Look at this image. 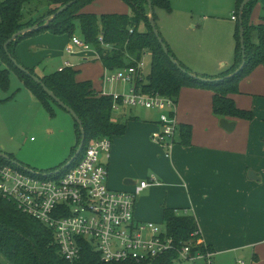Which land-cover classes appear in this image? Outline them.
Returning <instances> with one entry per match:
<instances>
[{
  "label": "trees",
  "instance_id": "obj_1",
  "mask_svg": "<svg viewBox=\"0 0 264 264\" xmlns=\"http://www.w3.org/2000/svg\"><path fill=\"white\" fill-rule=\"evenodd\" d=\"M73 0H4L0 2V90L9 88V72L12 71L34 97L45 107L48 102L56 104L30 76L20 71L12 62L15 60L25 68L30 75L37 77L53 95L70 110L81 122L84 134L82 151L95 139L119 137L125 133V125L112 120L113 101L108 95H103L93 87L89 80L77 79L78 70L63 67L53 73L38 76L33 68L22 65L15 54L16 46L26 38L48 32L53 36L66 35L71 38L79 31L81 40L92 46L96 53L94 61L110 72L134 69L146 55L151 58L150 73L147 80L135 76L136 89L148 94H159L172 99L177 105L179 93L184 87L208 90L212 94L211 109L218 119L242 120L251 122L252 111L244 110L235 104L232 96L239 93V83L255 68L264 64V26H253L250 18L258 0L249 1L242 13V28L244 30L245 66L240 67L242 56L240 47L239 8L244 0H234V13L237 15L236 29L233 36L235 47L232 64L217 76L195 75L206 81L191 78L189 71L172 53L169 46L168 55L164 53L157 42L148 19V1L153 9L171 12L169 0H120L131 8V14H101L99 16L84 12V8L96 0H77L61 14L57 15L47 26H44L58 9ZM32 3H45V12L35 19L24 20L23 10ZM38 26L32 32L19 35L9 43L7 50L4 44L17 32ZM157 27V25H156ZM256 36V44L252 37ZM173 57L183 72L170 61ZM4 65V68L1 66ZM57 105V104H56ZM51 111V110H50ZM76 146L72 149L70 159L75 155L82 135L79 125L74 121ZM179 143L188 146L191 139V127L179 125ZM10 160L17 162L12 155ZM69 159V160H70ZM68 160V161H69ZM0 161H5L0 159ZM68 161L50 171L59 170ZM6 162V161H5ZM19 163V162H17ZM21 164V163H19ZM24 166L23 164H21ZM50 171H46L50 172ZM44 172V171H41ZM162 225L165 234L171 238L175 249L184 245L191 246V253L212 249L205 246L199 233L194 216L185 211L163 208ZM177 258L175 251L160 256L156 264H173ZM0 264H69L61 258L55 244L54 234L44 224L22 213L16 206L0 198ZM81 264H103L99 255L86 248ZM111 264H135L120 262Z\"/></svg>",
  "mask_w": 264,
  "mask_h": 264
},
{
  "label": "crops",
  "instance_id": "obj_2",
  "mask_svg": "<svg viewBox=\"0 0 264 264\" xmlns=\"http://www.w3.org/2000/svg\"><path fill=\"white\" fill-rule=\"evenodd\" d=\"M232 11L233 14L234 0ZM260 11L261 4L257 3L250 18L253 26H264V17L259 16ZM202 19L205 23L209 18ZM230 20L236 23L231 17ZM193 28L196 26H192ZM172 29L181 32L174 22L171 32L162 31L165 37L161 33L160 36L176 56ZM219 43L221 48L202 60L209 65L206 69L208 73H196L197 75L214 77L232 64L235 47L233 36L220 39ZM34 45L33 41L25 40L15 48L21 64L29 68H37L38 64V55L32 54L36 48ZM204 95L196 90L190 91V98L197 103V110L211 113L209 97L212 98V94L210 92L205 105V98H202ZM232 99L237 107L252 111L253 120H228L235 122L232 133H226L218 125L219 130H216L215 137H210L205 132L198 131L193 123L177 115L178 97L177 122L179 125L191 127L188 146L179 143V126L169 149L151 141V133L160 129L156 111L154 113L157 118L148 122L149 124L143 123L139 117H124L121 124L125 125V133L114 137L116 142L111 166L113 185L132 191L133 185H123L124 180H131L135 184L136 178L151 172V185L136 200L140 201L141 197L153 210L151 214L154 218V210L158 214V208L161 220L163 208L192 214L202 242L212 249V263L227 259L237 260L250 251V264H264V64L255 68L239 83V93L233 95ZM212 123L217 124V120L215 122V118H212ZM239 127L240 131L237 132ZM107 169L109 173L108 165ZM250 171L255 172L260 180L250 179ZM136 213L140 217L151 216L141 214L135 205Z\"/></svg>",
  "mask_w": 264,
  "mask_h": 264
},
{
  "label": "rangeland",
  "instance_id": "obj_3",
  "mask_svg": "<svg viewBox=\"0 0 264 264\" xmlns=\"http://www.w3.org/2000/svg\"><path fill=\"white\" fill-rule=\"evenodd\" d=\"M172 1V3L169 1L171 6L169 14L164 10L155 9L157 29L165 37L162 31L170 33L171 27L175 22V25L177 24L181 29V32L172 29V41L177 49L176 56L179 59L175 57L193 75L208 73L206 69L209 65L204 64L203 58L213 55L221 48L220 39H227L230 35L234 36L235 34L236 23L230 20L233 12V0ZM258 3L261 4L259 16L263 18L264 0H258ZM46 8L45 3H32L25 6L23 10L24 20L39 17L45 12ZM83 11L99 16L101 14L129 15L132 10L120 0H96L86 6ZM203 17H208V21L206 20L207 22L203 23ZM192 26H196V28L192 29ZM73 36L81 39L78 30ZM25 40L33 41L34 46H36L32 54L38 55L37 68H33V66L30 68H33L36 72L39 71L38 75L53 73L68 64L69 67L79 71L77 74L78 80L91 81L96 90L102 91L107 95H122L126 91L128 92L129 87H131L130 82H111V77L115 76L116 72L107 71L99 62L94 61L96 53L89 44L83 43L81 47H74L73 52L69 54L66 50L70 45V38L66 35L53 36L48 32H43L26 38L22 42ZM252 42L255 44L257 42L255 34L252 37ZM150 65L151 58L146 55L143 58L142 76H139L138 80H142V78L147 80L150 73ZM4 67V65L1 66V68ZM9 80L8 90H0V149L12 155L17 162L31 170L46 172L59 167L70 159L72 149L76 146L72 116L50 101L47 107L43 106L23 86L22 82L12 71L9 72ZM135 84L136 82H133V85ZM191 90L204 93L205 95L202 97L205 98L204 105L208 103L210 94L208 90L184 87L180 91L177 115L193 123L198 131L205 132L207 136L215 137L216 130H219L218 117L212 113V109L211 113H206L205 110H197L195 106L197 103L190 98ZM209 99L211 100V96ZM119 104H117V110H113L111 115L115 123L121 124L124 121V117H139L143 123L149 124L148 122L157 118L155 111L140 107L131 108ZM212 118H215V122L217 120V124L212 123ZM155 131H158V129ZM239 131L240 127L237 129V132ZM115 142L116 138H112L111 158L107 160L101 157V161L109 167L107 185L113 191H129L113 185L111 166L113 165ZM149 178L151 179V172L136 178V182L139 183L141 180L150 181ZM141 199L140 197V201L139 199L136 200L137 211L141 214L150 215L153 213L150 206ZM156 211H158V214L154 210V213H156L155 218L152 214L151 216L140 217L136 213L135 217L139 218L136 220L159 224L162 228L160 208ZM251 257V252L247 251L237 259L238 261L227 259L222 260L220 263L214 262L212 264H250Z\"/></svg>",
  "mask_w": 264,
  "mask_h": 264
},
{
  "label": "built area",
  "instance_id": "obj_4",
  "mask_svg": "<svg viewBox=\"0 0 264 264\" xmlns=\"http://www.w3.org/2000/svg\"><path fill=\"white\" fill-rule=\"evenodd\" d=\"M231 18L237 21L235 13ZM83 43L72 36L67 53ZM142 69L143 61L138 71H117L111 82H130L131 87L122 95L108 96L112 98L113 110L120 103L158 112L160 129L151 133L150 139L169 149L179 126L176 104L168 97L136 89L133 82L135 76H142ZM111 145L108 138L96 139L67 168L47 173L0 161V198L52 230L59 254L69 264H81L86 248L96 252L103 264H156L160 256L170 251L177 253L173 264H211L213 252L192 254L190 245L177 250L164 227L136 220V199L151 182L135 183L132 191L109 189L108 169L101 157L109 159Z\"/></svg>",
  "mask_w": 264,
  "mask_h": 264
},
{
  "label": "water",
  "instance_id": "obj_5",
  "mask_svg": "<svg viewBox=\"0 0 264 264\" xmlns=\"http://www.w3.org/2000/svg\"><path fill=\"white\" fill-rule=\"evenodd\" d=\"M77 0H73L69 3H67L66 5L62 6L60 9H58L50 18L47 19V21L45 22L44 26H47L49 24L50 21H52L57 15L61 14L63 11H65L68 7L72 6ZM251 0H244L241 5H240V8H239V13H238V19H239V25H240V47H241V56H242V61H241V65L239 67V69L234 73H238L241 69H243V67L245 66V45H244V30L242 28V13H243V10H244V7L245 5ZM148 19H149V24H150V27L152 29V32L154 34V36L156 37L157 39V42L160 44L162 50L164 51V53L166 55H168V49L166 47V45L164 44L163 42V39L162 37L160 36V33L156 27V24H155V20H154V16H153V9H152V5L150 3V1H148ZM38 29V26H35V27H32V28H29V29H24L22 31H19L17 32L16 34H14L5 44H4V50L6 51L7 50V46L9 43L13 42L19 35H23L25 33H28V32H32V31H35ZM170 61L172 62L173 65H176L178 68H180L183 72H185L184 69H182L178 62L173 58V57H170ZM13 64L20 70L22 71L23 73H25L26 75L30 76V78L35 82L37 83L38 85H40L43 89V91L62 109H64L65 111H67L73 118V120L79 125V128H80V132H81V135H82V139H81V142L76 150V153L75 155L64 165L62 166L61 170L67 168L71 162L74 161V159L76 158V156L80 153V151L82 150V147H83V143H84V134H83V129H82V126H81V122L79 121L78 117L75 115V113L70 110L67 106H65L63 103H61L54 95L51 91H49L44 85L41 84L40 80L33 76V75H30L29 72L23 68L21 65H19L15 60H12ZM188 75L191 77V78H194V79H197V80H201V81H206L200 77H197L191 73H188ZM218 125L219 127L225 131L226 133H232L234 128H235V122H229L227 119H224V118H221L219 119V122H218ZM0 158L6 160V161H9L17 166H21L19 163L15 162V161H12L10 160L9 156L7 154H5L3 152L2 149H0ZM249 178L250 179H253V180H256L258 178V181L260 180V178L257 176V174L255 172H249ZM256 177V178H254ZM134 182L131 181V180H124L123 182V185L125 186H129V185H133Z\"/></svg>",
  "mask_w": 264,
  "mask_h": 264
},
{
  "label": "bare ground",
  "instance_id": "obj_6",
  "mask_svg": "<svg viewBox=\"0 0 264 264\" xmlns=\"http://www.w3.org/2000/svg\"><path fill=\"white\" fill-rule=\"evenodd\" d=\"M134 185V184H133Z\"/></svg>",
  "mask_w": 264,
  "mask_h": 264
}]
</instances>
